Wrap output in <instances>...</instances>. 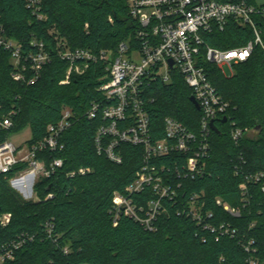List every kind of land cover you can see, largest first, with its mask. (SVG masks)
<instances>
[{"label": "trees", "instance_id": "1", "mask_svg": "<svg viewBox=\"0 0 264 264\" xmlns=\"http://www.w3.org/2000/svg\"><path fill=\"white\" fill-rule=\"evenodd\" d=\"M40 2L44 20H38L28 8L27 0H0V25L7 38L21 45L22 54L34 53L32 43L39 41L52 55L38 81L28 85L13 78L12 55L0 48V118L11 116L13 121L11 131L0 133V143L30 129L27 144H36L46 137L50 125L61 121L66 108L72 113V125L61 137L62 152L37 156L47 166L55 158L64 160L62 169L35 185L41 201H25L9 186L27 165L19 164L10 173L0 175V214H12L10 226L0 227V243L20 233L39 236L45 222L54 219L59 244L57 247L37 238L9 264H249L252 257L258 264H264V194L260 186L249 185L250 204L240 218L231 217L215 204L216 199H221L239 207L240 185L245 176L264 173V50L255 47L251 58L237 65L230 77L224 76L215 65H206L211 83L229 103V110L226 118L216 121L217 132L212 129L204 173L195 180L179 179L174 165L178 163L182 170L186 156L173 155L152 162L159 170L164 165L166 175L183 182L177 201L164 202L167 211L153 224V230L125 215L114 226V194H127L126 189L143 167V149L121 145L123 161L119 165L98 154L95 139L104 121L101 117L90 121L86 114L93 102L102 99L99 88L107 81L105 66L93 64L84 75L72 74L70 83L63 85L68 63L59 59L54 50L56 39H64L72 49L116 51L121 43H134L138 24L130 16L125 1ZM249 2L256 5L254 0ZM254 20L264 43V18L255 16ZM254 39L251 28L235 22H230L223 32L215 30L205 36L207 44L219 50L244 47ZM28 78L31 79L30 74ZM192 95L181 77H175L169 85L156 82L145 87L144 101L154 140L163 138V121L167 117L191 131L198 130L201 112L190 101ZM231 123L243 132L237 142L231 134L234 128ZM80 168L92 172L68 177ZM191 193L204 194L205 210L213 216L209 223L215 228L229 224L237 230V237L221 236L217 240L219 234L204 230L184 214L182 202ZM49 194L55 198L45 201ZM131 198L142 206L152 195L146 190L132 194ZM250 239L256 241L257 253L253 256L240 245ZM61 246L70 247L68 256L61 252Z\"/></svg>", "mask_w": 264, "mask_h": 264}, {"label": "built area", "instance_id": "2", "mask_svg": "<svg viewBox=\"0 0 264 264\" xmlns=\"http://www.w3.org/2000/svg\"><path fill=\"white\" fill-rule=\"evenodd\" d=\"M119 1L127 3L130 16L138 24L133 44L121 43L116 51L94 52L84 48L72 49L64 39H56L54 51L59 59L68 63L65 79L61 82L63 85L70 83L72 74L84 75L93 64L102 63L105 66L107 81L99 88L102 99L93 102L86 114L90 121L98 117L104 121L95 139L98 154L119 165L123 161L121 145L128 144L143 149V167L126 189L127 194H114V226L117 225L119 217L125 215L140 222L146 229L153 230V224L167 211L164 202L177 201L183 182L166 175L164 165L159 170L152 162L173 155L186 156L182 170L178 163L174 165L179 179L184 177L195 180L204 173V161L210 152L213 131L211 125L216 124L220 118H226L229 110V103L224 101L211 83L206 65H215L226 76L224 66H229L234 73L237 65L251 58L255 47L260 46L264 50V43L254 20L255 16L264 18V5H254L249 0ZM40 4V0H27L28 8H31L38 20H44L45 17L40 13ZM230 22L251 28L255 34L254 41L230 50L210 47L205 36L215 30L223 32ZM32 46L35 52L23 55L21 45H15L14 41L7 38L0 25V48L9 51L18 62L12 76L16 81L28 85L38 81L42 69L52 59L43 42L34 41ZM29 74L31 79L28 78ZM175 77H181L200 107L199 127L196 132L191 131L181 122L167 117L163 121V138L154 140L150 114L144 101L145 87L156 82L169 85ZM154 101L151 100V103ZM71 117V111L64 109L61 121L50 125L46 137L32 146L17 147L9 139L0 143V175L10 173L19 164L27 165L17 179H21L23 190L28 188V179L34 182L30 201H41L35 191L32 197L35 185L40 180L55 175L64 166L62 158L53 159L47 166L45 162L37 160V156L44 152L57 153L64 150L61 137L71 127ZM231 126L234 127L232 137L237 142L243 132L235 128L234 123ZM12 128L11 116L0 118V133L9 132ZM91 172L89 168H80L68 174V177L86 176ZM249 185L260 186L264 194V173L245 176V181L240 185L242 198L239 207H232L221 199H216L215 204L231 217L240 218L242 211L250 204ZM146 190L151 193L152 198L145 205L138 206L131 196ZM203 197V193H191L182 202V212L204 230L219 234L217 240L221 236L237 237V230L229 224L215 228L209 223L213 216L205 210L206 202ZM54 198V194H49L45 201ZM11 222L12 214H0L2 229L9 227ZM37 238L50 241L55 246L59 244L54 219L45 222L39 236L20 233L15 238L0 243V264L14 262L19 251ZM240 245L251 256L257 253L256 241L253 239ZM60 248L65 256L71 252L69 246ZM249 264H258V261L252 257Z\"/></svg>", "mask_w": 264, "mask_h": 264}, {"label": "rangeland", "instance_id": "3", "mask_svg": "<svg viewBox=\"0 0 264 264\" xmlns=\"http://www.w3.org/2000/svg\"><path fill=\"white\" fill-rule=\"evenodd\" d=\"M254 2L256 3V5H264V0H254ZM12 41H14L13 38H10ZM15 45H18V42L14 41ZM14 67H17V61L15 59H11ZM223 71L225 73V75L227 77H230L232 75V69H230L229 66H224L223 67ZM235 74V69H234V73ZM253 136V135H251ZM31 139V130L30 129H26L24 132L19 133V134H15V135H11L9 137V141L14 143L15 145H17V147H25V146H29L27 143L28 141ZM20 176V172L16 174V176H14V178L9 182V186L10 188H12V190H14L16 192V194H18L22 199H24L25 201H30L32 200V198H29L30 194L32 193V187L34 182L31 179H28L26 182L28 183V188L26 190H23L22 188V181L21 179H17V177ZM35 190H33V196L34 197V192ZM24 193V194H23Z\"/></svg>", "mask_w": 264, "mask_h": 264}, {"label": "water", "instance_id": "4", "mask_svg": "<svg viewBox=\"0 0 264 264\" xmlns=\"http://www.w3.org/2000/svg\"><path fill=\"white\" fill-rule=\"evenodd\" d=\"M190 101L194 104V106L196 107L197 110H200V107H199V105H198V103L196 102V100H195L194 97H191ZM224 122H226V119H224ZM211 127H212V129H213L214 131L217 132V128H216V126H215L214 123H212ZM0 212H1V207H0Z\"/></svg>", "mask_w": 264, "mask_h": 264}]
</instances>
